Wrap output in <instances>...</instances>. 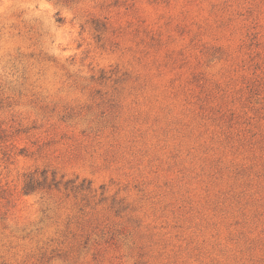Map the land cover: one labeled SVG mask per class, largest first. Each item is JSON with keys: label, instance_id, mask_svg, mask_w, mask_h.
Listing matches in <instances>:
<instances>
[{"label": "rangeland", "instance_id": "1", "mask_svg": "<svg viewBox=\"0 0 264 264\" xmlns=\"http://www.w3.org/2000/svg\"><path fill=\"white\" fill-rule=\"evenodd\" d=\"M0 264H264V0H0Z\"/></svg>", "mask_w": 264, "mask_h": 264}]
</instances>
